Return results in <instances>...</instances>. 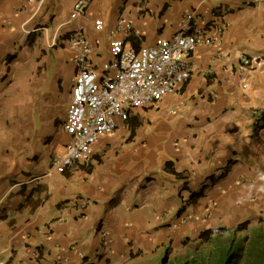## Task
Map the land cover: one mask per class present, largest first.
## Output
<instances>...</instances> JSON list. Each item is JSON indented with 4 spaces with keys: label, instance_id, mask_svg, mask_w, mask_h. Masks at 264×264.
<instances>
[{
    "label": "crops",
    "instance_id": "0c3cea01",
    "mask_svg": "<svg viewBox=\"0 0 264 264\" xmlns=\"http://www.w3.org/2000/svg\"><path fill=\"white\" fill-rule=\"evenodd\" d=\"M78 1L0 0V264H160L205 230L257 224L264 167L247 156L260 100L249 88L264 76V0H93L71 20ZM187 13L194 28L222 29L188 57L190 79L103 135L89 162L53 171L70 141L76 31L98 67L121 23L139 50L182 31ZM242 56L257 60L247 73Z\"/></svg>",
    "mask_w": 264,
    "mask_h": 264
},
{
    "label": "built area",
    "instance_id": "2783aa9c",
    "mask_svg": "<svg viewBox=\"0 0 264 264\" xmlns=\"http://www.w3.org/2000/svg\"><path fill=\"white\" fill-rule=\"evenodd\" d=\"M92 1L76 2L71 20L87 16ZM184 17L183 30L178 34L170 39L158 38L153 45L139 50L128 42L132 24L121 23L113 34L108 60L98 67L92 62L95 50L85 31H76L70 42L77 73L64 127L70 141L55 154L53 171L64 174L89 162L103 135L113 134L119 122H127L137 109H158L164 98L175 95L190 79L188 57L200 46L215 43L222 29L217 22L211 29H197L193 14ZM94 28L97 32L104 31L103 20H95ZM240 60L242 73H247L257 61L247 56ZM242 87L247 90L248 82H243ZM210 216L208 210L200 221L206 223Z\"/></svg>",
    "mask_w": 264,
    "mask_h": 264
},
{
    "label": "trees",
    "instance_id": "16d2710c",
    "mask_svg": "<svg viewBox=\"0 0 264 264\" xmlns=\"http://www.w3.org/2000/svg\"><path fill=\"white\" fill-rule=\"evenodd\" d=\"M253 126L256 132L264 130V111L255 112ZM176 176L180 178V175ZM201 195L192 196L190 201ZM189 244L188 240L184 245L186 248L193 245V251L174 257H171L172 246L169 245L160 264H264V218L261 217L255 225L247 221L235 228L205 230Z\"/></svg>",
    "mask_w": 264,
    "mask_h": 264
},
{
    "label": "rangeland",
    "instance_id": "374dc122",
    "mask_svg": "<svg viewBox=\"0 0 264 264\" xmlns=\"http://www.w3.org/2000/svg\"><path fill=\"white\" fill-rule=\"evenodd\" d=\"M260 77V76H259ZM262 79V80H261ZM249 88L252 90V95H259V101L257 102V105L254 108V116L255 112L257 111L258 114L262 111H264V76L254 79V81L251 82ZM249 90V91H250ZM255 138L253 139V144L250 145V149L254 150L252 154L247 153V156L252 159V163L256 167H264V130L255 132ZM190 251H193V245L187 248V250L184 251V254H188ZM165 255L163 256V258ZM102 260L104 263H106L107 259L102 257Z\"/></svg>",
    "mask_w": 264,
    "mask_h": 264
},
{
    "label": "clouds",
    "instance_id": "9594fccd",
    "mask_svg": "<svg viewBox=\"0 0 264 264\" xmlns=\"http://www.w3.org/2000/svg\"><path fill=\"white\" fill-rule=\"evenodd\" d=\"M102 32H103V31H102ZM209 218H210V217H209ZM188 220H190V219H189V218H186L185 220H182V223H187L186 221H188ZM208 220H209V219H208ZM208 220H207V221H208ZM183 221H184V222H183ZM79 254H81V257L83 256L82 253H79Z\"/></svg>",
    "mask_w": 264,
    "mask_h": 264
}]
</instances>
